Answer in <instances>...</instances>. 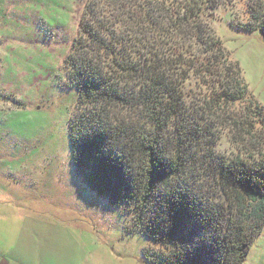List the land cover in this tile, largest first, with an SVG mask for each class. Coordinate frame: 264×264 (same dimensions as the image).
<instances>
[{
	"label": "trees",
	"instance_id": "1",
	"mask_svg": "<svg viewBox=\"0 0 264 264\" xmlns=\"http://www.w3.org/2000/svg\"><path fill=\"white\" fill-rule=\"evenodd\" d=\"M235 1L88 0L63 58L72 165L131 215L147 264H243L261 232L264 109L211 25ZM245 13L229 24L264 33V1ZM213 123L242 154L214 150Z\"/></svg>",
	"mask_w": 264,
	"mask_h": 264
},
{
	"label": "rangeland",
	"instance_id": "2",
	"mask_svg": "<svg viewBox=\"0 0 264 264\" xmlns=\"http://www.w3.org/2000/svg\"><path fill=\"white\" fill-rule=\"evenodd\" d=\"M87 1L0 0V264H147L142 249L152 245L131 215L95 195L71 161L76 92L62 61ZM245 8L219 7L211 25L264 109V33L229 24L249 19ZM213 124L214 150L242 154ZM243 264H264V223Z\"/></svg>",
	"mask_w": 264,
	"mask_h": 264
},
{
	"label": "water",
	"instance_id": "3",
	"mask_svg": "<svg viewBox=\"0 0 264 264\" xmlns=\"http://www.w3.org/2000/svg\"><path fill=\"white\" fill-rule=\"evenodd\" d=\"M259 33H261V31H259Z\"/></svg>",
	"mask_w": 264,
	"mask_h": 264
}]
</instances>
